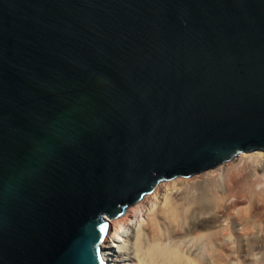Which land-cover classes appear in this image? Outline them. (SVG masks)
<instances>
[{"label":"water","instance_id":"obj_1","mask_svg":"<svg viewBox=\"0 0 264 264\" xmlns=\"http://www.w3.org/2000/svg\"><path fill=\"white\" fill-rule=\"evenodd\" d=\"M264 152V0H0V264H113L114 219Z\"/></svg>","mask_w":264,"mask_h":264},{"label":"bare ground","instance_id":"obj_2","mask_svg":"<svg viewBox=\"0 0 264 264\" xmlns=\"http://www.w3.org/2000/svg\"><path fill=\"white\" fill-rule=\"evenodd\" d=\"M114 220L113 264H236L239 255L247 263L253 252L264 255V152L172 181Z\"/></svg>","mask_w":264,"mask_h":264},{"label":"rangeland","instance_id":"obj_3","mask_svg":"<svg viewBox=\"0 0 264 264\" xmlns=\"http://www.w3.org/2000/svg\"><path fill=\"white\" fill-rule=\"evenodd\" d=\"M236 235H237V232H236ZM238 235H239V237H240V241H239V242L241 243V239L243 240V235L240 234V233H238ZM238 235L236 236V238L238 237ZM240 235L242 236V238H241ZM243 242H244V240H243ZM237 243H238V242H236V248L240 245V243H238V244H237ZM231 244H232V243H231ZM119 246H120V247H121V246L123 247V243H122L121 245L119 244ZM239 247H240V246H239ZM263 251H264V249H263ZM262 253H263V252H262ZM253 254H255V255L250 254V255L248 256V257H250L249 260H251L253 264H256L258 261H259V263H260V260H263V259H262V256H264L263 254H260V255L257 254V256H256V253H255V252H253ZM201 255H202L201 257H205V259L208 257V256H203V254H201ZM236 257H237V259H236V264H243V263H244V261L242 262L243 259L240 257V255H239V257H238V256H236ZM208 258H209V257H208ZM258 258H259V259H258ZM256 259H257V260H256ZM210 260H211V259H208V261H209L208 263L211 262ZM249 260H248V262H249ZM251 261H250L249 263L247 262V263H244V264H252ZM259 263H258V264H259Z\"/></svg>","mask_w":264,"mask_h":264}]
</instances>
